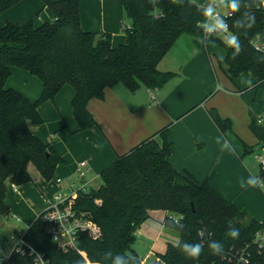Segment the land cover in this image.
Returning <instances> with one entry per match:
<instances>
[{
	"label": "trees",
	"instance_id": "1",
	"mask_svg": "<svg viewBox=\"0 0 264 264\" xmlns=\"http://www.w3.org/2000/svg\"><path fill=\"white\" fill-rule=\"evenodd\" d=\"M22 1L0 0V16ZM41 1L53 13L52 21L39 26L34 20L0 26V217L11 214L7 204L9 185L22 187L33 181L30 164L49 183L58 166L65 163L30 129L31 124L44 123L41 105L54 101L62 88L70 85L75 89L72 107L79 125L77 132L93 128L97 123L88 109L91 100L103 99L105 91L118 84L132 92L143 87L163 88L175 74L161 72L159 64L178 39L183 35L205 38L203 29L197 27L204 19L202 9L188 0L177 4L170 0H122L124 17L131 26H123L127 40L117 47L113 46L110 34L83 30L79 0ZM257 2L246 0L256 16V26L247 35L244 29L233 26L240 13L227 20L229 31L239 36L244 47L236 59H232V49L223 38L210 37L226 50V74L231 81L242 74L255 78V84L244 93L264 86V53L250 43L257 32L264 33V9H255ZM14 67L43 82L44 89L37 101L6 87ZM209 113L224 134L232 132L229 119L215 109ZM169 129L163 128L120 156L101 173L99 188L80 191L74 199L75 210L97 224L102 233L99 239L80 234L79 249L86 257L74 249L63 250L53 241L43 213L22 232L24 241L52 264H114L117 256L127 264H142L133 249L136 233L153 212L164 211L168 213L164 224L180 233V242L169 243L164 254H157L154 264H237L233 260L237 252L248 247V264H264V247L254 242L256 234L264 232V224L246 209L226 200L208 181L200 183L190 174L178 172L169 160ZM250 129L264 150V120L252 118ZM245 151L253 153L247 147ZM260 176L264 178L262 165ZM171 216L183 218L176 224ZM230 227L240 230L238 239L225 236ZM202 230L204 240L199 237ZM213 240L224 243L222 256L211 254L208 244ZM185 243L204 246L198 260L182 254L179 246ZM9 260L13 264H35L28 251L14 250Z\"/></svg>",
	"mask_w": 264,
	"mask_h": 264
},
{
	"label": "crops",
	"instance_id": "2",
	"mask_svg": "<svg viewBox=\"0 0 264 264\" xmlns=\"http://www.w3.org/2000/svg\"><path fill=\"white\" fill-rule=\"evenodd\" d=\"M79 3L83 30L110 34L115 47L126 42L123 26L130 27L131 23L124 17L122 0H79ZM53 19V13L41 0H24L0 16V26L8 22L25 24L30 20L39 26ZM226 55V50L212 38L181 36L159 64L161 72L175 74L171 81L156 90L143 87L132 92L124 84L108 88L103 99L89 102V112L97 125L84 131L77 132L72 86H64L54 101L41 105L39 110L44 123L31 124L30 129L62 156L65 163L58 166L53 181L45 183L42 178L44 188L40 192H44V206L43 209L39 206L37 214L46 210L49 197L66 191L71 183L77 188L84 184L87 189L120 156L169 126L168 139L172 144L169 160L173 167L200 183L208 181L226 200L246 209L264 224V190L247 186L249 178L258 183L264 180L254 165L256 155L260 156L259 148L263 149L250 129L252 118L264 120V86L244 93L256 80L252 75L242 74L235 82L231 81L226 74ZM38 79L14 67L8 88L35 102L44 89ZM212 109L232 122L231 133L226 135L216 126L209 113ZM157 140L162 141L160 137ZM246 147L253 153L247 154ZM81 162L88 164L84 179L78 171ZM76 176L80 185L73 181ZM68 181L71 183L66 186ZM13 191L22 195L19 188L18 192ZM23 191L34 193L28 185L23 186ZM9 207L12 213V206ZM161 212L163 220L147 226L153 235L156 230L161 233L165 227L168 213ZM149 220L143 223L139 233Z\"/></svg>",
	"mask_w": 264,
	"mask_h": 264
},
{
	"label": "rangeland",
	"instance_id": "3",
	"mask_svg": "<svg viewBox=\"0 0 264 264\" xmlns=\"http://www.w3.org/2000/svg\"><path fill=\"white\" fill-rule=\"evenodd\" d=\"M207 2L208 0H199V3L206 4ZM220 11L223 13L226 12V10L223 9H221ZM220 37L223 38V40L226 39V37L223 36ZM6 87L7 88L10 87L9 83L8 86L6 84ZM262 153L263 151L260 150L259 148V155H261ZM254 165L255 168L258 169V171L260 172L261 163L259 161V156L257 155H256V162ZM29 172L33 181L27 185L29 188H31L34 191V193H32V195L26 194L24 193L25 191H23V186L22 187L17 186L22 193L21 196H18L13 191L14 186L11 185L8 190L7 201L8 204L12 206L11 207L12 213L10 214L9 217H3V216L0 217V247L2 248L5 256H9L12 253L15 247V242H17L20 239V234L23 231L28 230V228L45 210V209L40 210L37 214L38 211L37 209H41V208L43 209L44 206L43 204L44 192H40V189L44 188V185H41L43 177L39 172L38 168L34 164L29 165ZM56 176L57 174L55 175V177ZM73 181L76 182L77 185H80L78 184L80 181L78 176L74 177ZM70 183L71 182L68 181L65 185L68 186ZM101 185H102V179L100 177H97L96 180H94L87 186V191H90L92 189H97ZM39 206L42 207L39 208ZM15 215L18 216L20 220L14 219ZM163 217H164V213L161 211H157L153 213L150 220L148 221V224L144 226V231L142 230L141 233L137 232L138 234L136 235L137 238L135 244L133 245V249L137 253V256L139 257L140 261L144 262L145 264H154L157 254H164L167 250V246L169 243L178 244L180 242V233L174 229L167 227L166 225L161 224L165 226L163 227L162 232L159 233V231L156 230V234L154 235L152 232L148 230L147 227L148 225H155L156 222L162 221ZM151 234L153 236H150ZM155 239H158V242L155 243Z\"/></svg>",
	"mask_w": 264,
	"mask_h": 264
},
{
	"label": "built area",
	"instance_id": "4",
	"mask_svg": "<svg viewBox=\"0 0 264 264\" xmlns=\"http://www.w3.org/2000/svg\"><path fill=\"white\" fill-rule=\"evenodd\" d=\"M259 9H264V6H261ZM221 14L225 15L226 12H221ZM232 16L233 15H225V18L226 20H228L229 18H232ZM252 43H264V41H257L255 38ZM260 52L264 53V51ZM259 161L264 168V150L263 153L259 156ZM87 167V162H81L79 164L78 171L81 179H84L86 177V174L89 171ZM57 182L60 183L61 181L58 180ZM12 186H14L15 192H18V187L15 185ZM80 191H87L86 185L83 184L82 187L77 188L74 183H71L70 187L66 191L57 193L54 196L49 197L46 200L47 208L43 212L42 219L45 223L48 224V233L52 236L53 241L61 249H74L81 253L84 257H86V254L84 252H81V250L79 249L80 234H88L94 239H99L102 233L101 229L97 224L93 223L90 219H88L84 215V213L75 210L74 199L78 196ZM171 218L176 224H178L181 219L180 216H171ZM14 219L20 220L16 215L14 216ZM199 237L201 240L205 239V232H203V230L200 231ZM254 242L258 246L260 245V247H264V232H258L256 234ZM248 248L237 252L235 258L233 259L234 261L236 260L237 264H242L245 261L249 263ZM14 250H17L18 252L28 251L30 255L34 257L35 264H52L44 254L39 253L24 241L22 233L20 234V239L15 242V247L13 251ZM11 254L9 256H5L2 248L0 247V264H13L9 260ZM142 264L145 263L143 262Z\"/></svg>",
	"mask_w": 264,
	"mask_h": 264
},
{
	"label": "clouds",
	"instance_id": "5",
	"mask_svg": "<svg viewBox=\"0 0 264 264\" xmlns=\"http://www.w3.org/2000/svg\"><path fill=\"white\" fill-rule=\"evenodd\" d=\"M172 4L181 3L182 0H170ZM189 4L197 3V0H188ZM264 6V0L254 3L255 9ZM198 7L202 9L200 12L204 17L202 21L197 23V27L202 28L205 33L204 40L210 38L212 35L226 37L224 43L232 49V59H236L244 50V47L240 41L239 36L236 33L229 31V26L225 15L231 16L235 13H240L239 18L234 21L233 26L236 29H244L245 35L256 26L255 12L249 8L246 0H208L205 3H199ZM244 7L245 11L241 12V8ZM221 9L226 10V14H221ZM257 41L264 40V33L257 32L255 34ZM252 43V41H250ZM253 44V43H252ZM258 51H264V43L253 44ZM227 143V142H226ZM244 185H242L243 187ZM248 187H259L264 190V181L257 182L256 179L249 178L247 182ZM183 217L181 216V219ZM211 234V233H210ZM225 236L231 239H238L240 236V230L236 227H230L225 233ZM180 251L189 259L198 260L204 251V246L201 243H185L180 245ZM208 248L212 255L222 256L224 254V243L219 240H213L208 244ZM114 264H127V261L117 256L114 260ZM244 264H248L247 261Z\"/></svg>",
	"mask_w": 264,
	"mask_h": 264
}]
</instances>
